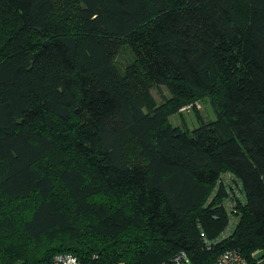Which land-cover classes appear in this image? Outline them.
I'll return each mask as SVG.
<instances>
[{
  "label": "trees",
  "instance_id": "trees-1",
  "mask_svg": "<svg viewBox=\"0 0 264 264\" xmlns=\"http://www.w3.org/2000/svg\"><path fill=\"white\" fill-rule=\"evenodd\" d=\"M206 98L215 120L168 122ZM133 140L139 160L125 153ZM227 173L241 182L242 222L205 252L202 234L228 223L206 206ZM7 203L31 205L23 227L35 246L0 264L59 253L162 264L199 242L201 264L229 248L264 258V0H0V243L16 215ZM95 212L86 247L75 219Z\"/></svg>",
  "mask_w": 264,
  "mask_h": 264
},
{
  "label": "rangeland",
  "instance_id": "rangeland-1",
  "mask_svg": "<svg viewBox=\"0 0 264 264\" xmlns=\"http://www.w3.org/2000/svg\"><path fill=\"white\" fill-rule=\"evenodd\" d=\"M116 61L126 67L129 64V62L133 61V53L127 46H125L124 48H122ZM163 91L166 98H168L169 97L168 91L165 88H163ZM153 94L155 95L159 103L163 102L156 89L153 90ZM202 118L203 120L206 121H213L216 119L215 109L211 103L210 98L209 99L206 98L205 100L203 99L195 100L193 103H188L184 105L183 107L179 108L177 111H175L173 114L169 116L168 122H170L174 126H182L183 128L188 127L191 130L194 127H198L200 125ZM124 148L126 155L130 157L132 160H139L141 158V150L137 146L136 141L134 140L130 141L125 145ZM241 194L242 192H241L240 180H237L236 177L229 175L228 173L227 175H224L220 181L216 182L213 191L210 193L207 199L206 206L211 205L213 207L216 206L215 208H223L226 217H228V223L224 228V230L219 235H217L212 239L208 238L211 242H213L212 243L213 246L211 245V247H209L204 240L205 238L207 239L206 235L202 234L204 245L202 244L201 249L203 251L205 252L211 251L214 246H218L219 244H224L226 242H230L234 240L238 227L242 222L241 208L242 206H244V204H242L239 201V196H241ZM29 201L31 204L32 201L31 200ZM97 201L99 204H101L102 199L98 197ZM7 205L14 208L16 215L11 218L13 229L11 223L8 222V228L10 231L3 232V234H6V232H8L7 235L5 236L8 241L0 243V255L9 253L11 256L12 253L14 254L17 253L16 252L17 250L13 251V248L19 246L22 247V249L25 248L26 250V249L34 248L35 244L33 241H30L29 237L26 235L27 232L23 227V222L25 219H27L25 210L31 209V205H29L26 209L22 211H20L21 209H18L15 204L7 203ZM62 206L65 207L64 204H62ZM67 212L70 214L69 211ZM100 214L101 213L99 212H95L93 213V215L85 216V219H82L81 217L75 219L76 223L79 226L77 230L81 232V235L79 236L80 239L77 241L78 243L86 247H90L93 245L94 247H96L97 239L94 237L92 226L94 224V221L99 218ZM245 226L247 233H249L248 229H251L252 224L251 222H249V220H246V218H245ZM200 243L201 242L198 243L195 249H191L189 251L195 261V264H201V261L203 260L199 249ZM235 250L239 251L240 254L243 255V257L247 260L249 264H264V258H258L260 252L258 251L253 252L251 257L255 259V261L249 262V260L244 255V253L248 254L252 250L244 251L243 253L242 250L238 248H229L223 250L218 255L216 260L212 262V264H217L219 257L224 252L226 251L233 252ZM190 254L186 251H180L170 261L163 262L162 264H177V263L182 264V262L185 261V259H189L190 264H193V260ZM93 255L94 257L99 256L96 253H93Z\"/></svg>",
  "mask_w": 264,
  "mask_h": 264
},
{
  "label": "built area",
  "instance_id": "built-area-1",
  "mask_svg": "<svg viewBox=\"0 0 264 264\" xmlns=\"http://www.w3.org/2000/svg\"><path fill=\"white\" fill-rule=\"evenodd\" d=\"M205 238V236H204ZM206 244L211 247L212 242L204 239ZM48 264H83L80 260L70 253H59L53 257ZM178 264V263H177ZM182 264H190L189 259H185ZM217 264H249L247 260L240 254L239 251H226L218 259Z\"/></svg>",
  "mask_w": 264,
  "mask_h": 264
}]
</instances>
